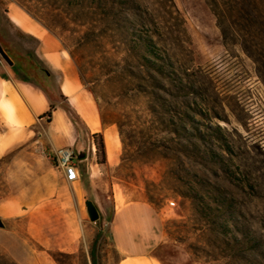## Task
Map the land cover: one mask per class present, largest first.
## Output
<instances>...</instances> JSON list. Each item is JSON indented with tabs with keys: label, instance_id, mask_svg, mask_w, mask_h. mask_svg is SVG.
Wrapping results in <instances>:
<instances>
[{
	"label": "rangeland",
	"instance_id": "rangeland-1",
	"mask_svg": "<svg viewBox=\"0 0 264 264\" xmlns=\"http://www.w3.org/2000/svg\"><path fill=\"white\" fill-rule=\"evenodd\" d=\"M210 2L82 0L78 7L64 0H0V42L66 112L75 136L54 133L52 118L44 116L36 135L5 152L1 147V253L18 264H117L124 256L117 235L163 264H264V79L240 44L243 19L227 13L226 43ZM12 3L72 53L83 83L81 99H73L78 109L58 95L55 76L29 52L35 40L8 18ZM12 18L34 29L22 16ZM150 39L188 71L198 92L175 99L156 90L168 106L184 112L192 101L197 110L194 121L180 123L175 140L160 131L145 99L119 95L115 81L98 88L99 101L91 91L107 73L136 69L141 44ZM102 112L119 124H104ZM57 120L59 130L65 124L62 116ZM101 136L113 144L111 158L99 149ZM0 138V146L8 140ZM65 146L79 156L81 179L74 183L53 158ZM222 198L228 212L202 203ZM88 201L98 208L97 221Z\"/></svg>",
	"mask_w": 264,
	"mask_h": 264
},
{
	"label": "trees",
	"instance_id": "trees-1",
	"mask_svg": "<svg viewBox=\"0 0 264 264\" xmlns=\"http://www.w3.org/2000/svg\"><path fill=\"white\" fill-rule=\"evenodd\" d=\"M68 4L77 5L82 7V0H64ZM210 4L214 7V11L218 18L219 25L222 29V33L226 43L229 41V30L223 26L227 19V13L231 17H241L243 19V25L240 31H244V34H239L242 37L240 43L245 53L254 60L256 63L260 76L264 79V0H210ZM233 13H236L235 15ZM144 52L138 55V59L141 60L136 66V69L129 68L115 72L114 76H110L111 73L105 75L108 78H97L96 85L91 88L96 100L99 101L104 98V94L98 90L102 86L111 85L112 81L117 83V87L121 92L119 95L125 93H133L135 98L145 99V103L148 106V110L154 116L159 123L160 131L166 132L170 140H175L180 134V123L188 122L189 119L194 121V117L191 113H197L196 108L193 106V102H188V110L180 111L179 108L168 106L165 102L166 98L156 92L157 89L165 91L175 99L182 93L187 96L197 95L196 86L189 80V73L187 70H181L177 68L171 61L170 57H166L163 54L158 53L155 50V43L153 39L144 41L142 44ZM101 81L103 83L101 84ZM154 105L151 106L150 103ZM175 103H178L177 100ZM55 106L52 104L50 110L44 115L51 120ZM190 110V112H188ZM102 120L104 124L118 123L119 120L108 119L102 112ZM120 133L123 138L124 131L122 125H120ZM167 140V139H166ZM124 143L125 140L123 139ZM104 142L101 136L99 141V149L103 156H106ZM163 146V145H162ZM179 150V149H178ZM182 151V150H179ZM158 153V152H157ZM161 153L157 154L153 159H159ZM149 160L151 158H148ZM227 198H222L218 201L204 200L202 203L206 208H213L212 203L216 204L217 209H227ZM257 239V238H256ZM258 240V239H257ZM251 238H247L246 243L251 242ZM243 242V246H244ZM255 244L249 245L250 248ZM93 253V251H92ZM0 264H18L16 261L8 258L5 254L0 252Z\"/></svg>",
	"mask_w": 264,
	"mask_h": 264
},
{
	"label": "crops",
	"instance_id": "crops-1",
	"mask_svg": "<svg viewBox=\"0 0 264 264\" xmlns=\"http://www.w3.org/2000/svg\"><path fill=\"white\" fill-rule=\"evenodd\" d=\"M7 13L14 25L19 27L25 35L35 40V46L29 52L43 65L49 76H55L58 95L78 109L73 99H81L76 95L81 91L83 83L72 53L54 32L47 29L18 4L12 3ZM13 14L22 16L34 29L31 31L19 24L12 18ZM7 52L14 60V64L10 65L2 56L0 57V136L8 137V140L2 143L3 146H0V150L1 147L5 148L4 152L36 135V125L38 122L44 121V115L50 110L53 103L48 90L32 79V75L21 68L18 59L9 51ZM61 116L65 125L57 130L55 125L57 126V119ZM51 124L55 129L54 133L65 130L69 139L74 141V133L68 128V115L59 105H55ZM91 132L95 133L92 129ZM83 156L84 152H80V157ZM108 160H111L109 156ZM116 240L124 252V256L117 264H163L145 249H138L131 243H122L117 235Z\"/></svg>",
	"mask_w": 264,
	"mask_h": 264
},
{
	"label": "built area",
	"instance_id": "built-area-1",
	"mask_svg": "<svg viewBox=\"0 0 264 264\" xmlns=\"http://www.w3.org/2000/svg\"><path fill=\"white\" fill-rule=\"evenodd\" d=\"M53 158L56 162L57 168L61 170L68 182H76L81 179L78 155L72 147L65 146L56 149ZM171 203L172 205L175 204L174 201Z\"/></svg>",
	"mask_w": 264,
	"mask_h": 264
},
{
	"label": "water",
	"instance_id": "water-1",
	"mask_svg": "<svg viewBox=\"0 0 264 264\" xmlns=\"http://www.w3.org/2000/svg\"><path fill=\"white\" fill-rule=\"evenodd\" d=\"M0 55L10 64L13 65L14 64V60L11 58V56L8 54V52L6 51V49L4 48V46L2 45V43L0 42ZM88 210L91 216L92 221H97L100 217L99 211L97 206L92 202V201H88ZM4 222L3 220L0 218V227H4Z\"/></svg>",
	"mask_w": 264,
	"mask_h": 264
},
{
	"label": "bare ground",
	"instance_id": "bare-ground-1",
	"mask_svg": "<svg viewBox=\"0 0 264 264\" xmlns=\"http://www.w3.org/2000/svg\"><path fill=\"white\" fill-rule=\"evenodd\" d=\"M106 144H107L109 156L111 158L113 156V153H114V147H113V144L111 143V140L109 138L106 140Z\"/></svg>",
	"mask_w": 264,
	"mask_h": 264
}]
</instances>
